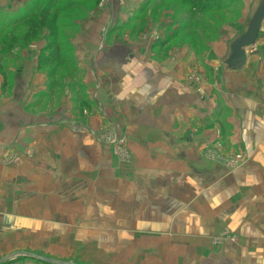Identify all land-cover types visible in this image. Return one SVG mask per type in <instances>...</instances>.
Listing matches in <instances>:
<instances>
[{"label": "rangeland", "instance_id": "1", "mask_svg": "<svg viewBox=\"0 0 264 264\" xmlns=\"http://www.w3.org/2000/svg\"><path fill=\"white\" fill-rule=\"evenodd\" d=\"M39 1L0 0V55H6L14 39V51L33 42L39 51L42 46L45 56L57 48L59 61L47 70L59 69L66 79L71 74L65 63L70 45L60 39L80 25L87 27L84 18L91 10L98 14L110 7V16L119 15L106 31H130L136 38L139 29L147 30L146 24L139 26V19L150 15L156 0H144L141 6L139 0H59L51 10L56 18L52 15L43 26L34 8L47 5L42 0L39 6ZM176 1L180 5L174 15L191 16L193 27L219 6ZM188 19L176 24L180 30ZM32 28L37 38L25 42ZM155 36L157 40V32ZM6 64L0 63V68ZM65 89L51 83L43 100L17 105L15 118H0L2 264H52L18 254L60 264H264L255 255L263 247H248L227 220L207 213V207L215 209V201L210 204L199 192L190 191V178L200 182L198 162L190 160L198 159V153L190 151L198 145H189V137L196 136L139 133L137 88L128 95L129 100L137 99L134 103L121 104L118 98L110 108L95 105L82 86L72 88L74 97L65 105L60 93ZM4 91L3 113L14 95L7 94V86ZM61 106H71V114ZM152 122L143 124L157 131L159 125ZM205 154L203 161L225 165L229 172L245 163L239 155L223 157L210 147Z\"/></svg>", "mask_w": 264, "mask_h": 264}, {"label": "crops", "instance_id": "2", "mask_svg": "<svg viewBox=\"0 0 264 264\" xmlns=\"http://www.w3.org/2000/svg\"><path fill=\"white\" fill-rule=\"evenodd\" d=\"M143 1H138L139 6ZM200 2L219 6L193 27L191 16L177 19L174 15L180 5L176 0L153 1L150 15L139 19V26L146 24L147 30L139 29L136 38L130 31L123 35L106 31L119 15L110 16V7L98 14L91 10L84 18L87 27L80 25L61 41L70 45L65 63L71 74L66 79L59 69L52 73L49 66L39 68L43 48L39 51L34 42L5 53L4 61L0 55V63L7 61L0 68V101L5 86L7 94L14 93L9 109L0 110V118H15L17 105L43 100L42 93L51 83L66 88L60 91L65 105L74 97L72 88L82 86L102 108H110L118 98L121 104L134 103L137 99L129 100L128 95L137 88L139 133L196 136L189 137V145H198L190 148L198 159L190 160L198 162L200 182L197 185L190 178V191L199 192L210 204L215 201V209L207 207V213L227 220L229 229L240 232L248 247H263L255 255L264 263V23L256 47L247 50V65L239 72L226 65L231 44L245 34L262 0ZM187 17L188 23L180 30L176 24ZM204 17L210 18L204 22ZM55 60L59 61L57 56ZM60 109L72 111L71 106ZM147 119L159 125L157 131L143 124ZM15 134H11L13 141ZM209 147L223 157L239 155L245 163L231 172L225 165L213 166L202 160Z\"/></svg>", "mask_w": 264, "mask_h": 264}, {"label": "water", "instance_id": "3", "mask_svg": "<svg viewBox=\"0 0 264 264\" xmlns=\"http://www.w3.org/2000/svg\"><path fill=\"white\" fill-rule=\"evenodd\" d=\"M263 23H264V0H262L256 13L252 17V20L245 34L238 37L231 44L230 55L228 60L226 61V65L231 71L239 72L247 65V61H248L247 50L256 47L259 36L263 32ZM17 256H22L23 258H31L41 262L60 264L59 262L46 260L34 254H18ZM2 263L3 262H0V264Z\"/></svg>", "mask_w": 264, "mask_h": 264}, {"label": "trees", "instance_id": "4", "mask_svg": "<svg viewBox=\"0 0 264 264\" xmlns=\"http://www.w3.org/2000/svg\"><path fill=\"white\" fill-rule=\"evenodd\" d=\"M58 1L59 0H46V1L44 0L43 2L46 3V5H47L46 7H42V8L39 7L38 9H36V11H35V8H34V14L38 15V12H39V18H41V22H39V24L41 26H43L44 24H47L48 20L52 17V15L54 16V18H56V15H54L51 10H52V6H53L54 2H58ZM41 2H42V0L39 1L37 3V5L40 6ZM36 18H37V16H36ZM37 35L38 34H37V29L36 28H32L31 30L30 29L27 30V32H26V34L24 36L25 42H29V41H32V40L36 39L37 38L36 37ZM63 39H60V40H63ZM1 40L3 41L2 38H0V41ZM14 42H15V39L13 40V42H11V44L9 46V50H11L12 48H15L16 47V45L14 44ZM25 42H24V44H25ZM9 50L6 49V51H8V52H11L12 51V50L11 51H9ZM48 51L49 52H52V53L49 54L48 56H45L44 54H41L40 55V58H39V64H40L39 68L40 69H42L44 67H47V66L51 67L55 63H58V60H55L56 56H57V59H59L58 58L59 52H58L57 48L50 49Z\"/></svg>", "mask_w": 264, "mask_h": 264}]
</instances>
